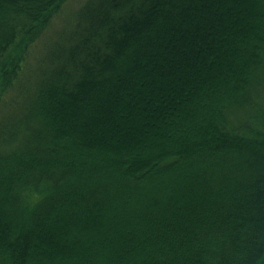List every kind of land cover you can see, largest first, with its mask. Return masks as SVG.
Returning <instances> with one entry per match:
<instances>
[{
    "label": "trees",
    "instance_id": "obj_1",
    "mask_svg": "<svg viewBox=\"0 0 264 264\" xmlns=\"http://www.w3.org/2000/svg\"><path fill=\"white\" fill-rule=\"evenodd\" d=\"M69 1L0 0V264H264V0H87L33 74Z\"/></svg>",
    "mask_w": 264,
    "mask_h": 264
},
{
    "label": "rangeland",
    "instance_id": "obj_2",
    "mask_svg": "<svg viewBox=\"0 0 264 264\" xmlns=\"http://www.w3.org/2000/svg\"><path fill=\"white\" fill-rule=\"evenodd\" d=\"M87 0H71L68 2L67 6L64 8L63 12L55 19L52 26L50 27V32H48V37L44 41H39L34 49L32 50V54L30 55V71L39 73L41 69L44 67L42 61L45 59V57L48 54V51L50 47L52 46L54 40L58 38L65 30H67L68 25H72L75 21V15L76 12L79 10L80 7L83 6V4ZM244 1V0H243ZM57 36V37H56ZM31 72V73H32ZM27 99L25 96H21V103L22 108L24 109L27 104ZM7 110H4L0 113V115L7 113Z\"/></svg>",
    "mask_w": 264,
    "mask_h": 264
}]
</instances>
